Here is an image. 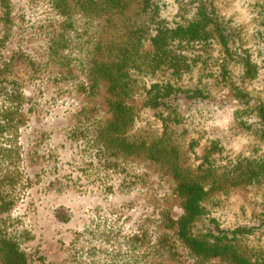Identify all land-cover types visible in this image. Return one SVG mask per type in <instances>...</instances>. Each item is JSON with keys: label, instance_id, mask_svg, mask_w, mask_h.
<instances>
[{"label": "rangeland", "instance_id": "1", "mask_svg": "<svg viewBox=\"0 0 264 264\" xmlns=\"http://www.w3.org/2000/svg\"><path fill=\"white\" fill-rule=\"evenodd\" d=\"M142 1L69 0L64 16L54 0H0V243L15 242L28 264H232L177 237L176 174L208 193L194 235L209 240L212 219L225 229L264 221V139L238 118V67L211 25L204 49L183 37L165 44L206 0ZM212 4L254 65L243 87L264 103V0ZM166 52L189 67L163 65ZM125 53L143 69L117 114L107 79L90 76ZM173 88L206 99L174 101ZM244 159L255 160L248 183L234 175ZM235 242L264 264V227Z\"/></svg>", "mask_w": 264, "mask_h": 264}, {"label": "trees", "instance_id": "2", "mask_svg": "<svg viewBox=\"0 0 264 264\" xmlns=\"http://www.w3.org/2000/svg\"><path fill=\"white\" fill-rule=\"evenodd\" d=\"M54 1H56L55 8L64 16L69 14L71 6H75L70 4L69 0ZM121 1L122 0H104V4L106 6H115L121 3ZM84 2L82 4H84ZM142 3V6L145 7L148 5V0H143ZM155 7L160 6L155 4ZM262 9V13H264V5ZM209 25H211L212 30L220 39L224 56L239 69L240 86H238L234 92V96L242 105V110L239 112L238 118L245 126L252 128L264 139V103L258 100L251 91L243 87L244 81L254 76V65L248 55L238 50L234 34L227 29L222 20L216 15L212 0H206L203 6L201 5L199 12H196L192 21L188 22L187 25H181L178 29L172 30L174 35L172 38L168 39L165 44L169 45V42H172L175 37H183L187 40L202 41L200 42V46L204 49L209 39L208 36L204 34L203 29L205 27L208 28ZM261 26L262 31H264V14ZM55 55L59 56L57 49L55 50ZM132 56V54L128 55L125 53L121 60L115 62L114 65L99 66L96 72L92 73L90 76L93 83H97L98 80L103 78L107 79L110 90L116 93L117 102L115 103L114 111L117 114H124L126 111L124 106L125 95L132 92L136 81L131 75H133V73L135 74L137 71L141 72L143 69V66L138 64L136 59ZM60 58L61 60L66 59L64 56ZM170 60L177 68H182L185 62L184 57L183 60L180 61L178 57L171 52L164 53L159 61H162L163 65H169ZM185 66L187 68L189 64L185 62ZM148 67H150V65ZM173 90L174 93H168L167 95H172V100L174 101H177L179 98H185L191 103H197L201 99H206L205 93L198 88L186 89L184 90V94L180 95L176 94L177 89L173 88ZM152 101L156 104L159 102L156 96L153 97ZM252 101H255L254 104H251ZM3 119L4 123H7V126H14L11 116H5ZM1 126L0 124V130H2ZM254 162L255 160L244 159L234 166V175L237 177V180L248 183L256 179L253 169ZM176 175L178 180L175 189L180 195L184 196L185 204L184 213L177 220H172L171 223L176 226V235L184 246L191 253L201 258L219 257L228 260L232 264H260L251 262L244 254V248L239 246L235 240L256 233L258 229L264 227V221L253 225H237L234 228L225 229L221 228L220 225L212 219L206 227L210 235L209 240L194 235L191 227L196 219L205 214L204 201L208 193L204 185L198 182L185 180L178 176V174ZM56 216L62 218L64 217V212L59 210ZM0 252L3 256L1 264H28L24 253L18 249L15 242L11 240L1 241Z\"/></svg>", "mask_w": 264, "mask_h": 264}]
</instances>
